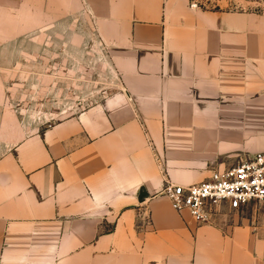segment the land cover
<instances>
[{"label":"crops","instance_id":"0c3cea01","mask_svg":"<svg viewBox=\"0 0 264 264\" xmlns=\"http://www.w3.org/2000/svg\"><path fill=\"white\" fill-rule=\"evenodd\" d=\"M41 1L0 0V264H264L263 230L162 194L264 154V12L75 0L116 88L43 125L13 101L69 43L23 23Z\"/></svg>","mask_w":264,"mask_h":264},{"label":"rangeland","instance_id":"374dc122","mask_svg":"<svg viewBox=\"0 0 264 264\" xmlns=\"http://www.w3.org/2000/svg\"><path fill=\"white\" fill-rule=\"evenodd\" d=\"M191 1L204 9L264 12V0ZM32 4L29 8L33 7ZM34 5L41 9V15L26 16L23 23L43 26L41 33L36 34L37 39L69 43L57 54L56 65L41 67L47 72L50 68L52 78L41 79L40 91L34 96L33 82L23 81L13 93V101L24 118L35 115L41 118L43 125H49L71 115L72 112L67 110L74 104L84 105L88 100L96 99V95L110 93L116 88L117 78L97 49L92 20L82 14L75 0H46L34 2ZM29 35L32 38V34ZM29 70V66L26 67V71ZM56 108L61 111H53ZM167 183L171 182H166L164 187ZM221 215H226L238 226L245 223L254 232L264 231V203H252L238 209L226 207ZM213 224H217L216 220Z\"/></svg>","mask_w":264,"mask_h":264},{"label":"built area","instance_id":"2783aa9c","mask_svg":"<svg viewBox=\"0 0 264 264\" xmlns=\"http://www.w3.org/2000/svg\"><path fill=\"white\" fill-rule=\"evenodd\" d=\"M193 7H196L192 3ZM172 208L187 211L198 225H210L226 207L241 208L264 203V154L214 170L202 183L182 186L167 183L162 192Z\"/></svg>","mask_w":264,"mask_h":264}]
</instances>
